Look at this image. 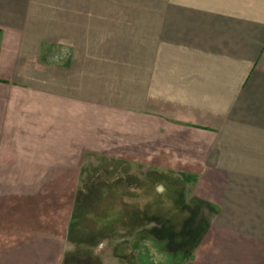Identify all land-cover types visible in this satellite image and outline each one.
I'll use <instances>...</instances> for the list:
<instances>
[{"label":"crops","instance_id":"1","mask_svg":"<svg viewBox=\"0 0 264 264\" xmlns=\"http://www.w3.org/2000/svg\"><path fill=\"white\" fill-rule=\"evenodd\" d=\"M132 85L211 213L184 264H264V0H0V264H96L41 186Z\"/></svg>","mask_w":264,"mask_h":264},{"label":"rangeland","instance_id":"2","mask_svg":"<svg viewBox=\"0 0 264 264\" xmlns=\"http://www.w3.org/2000/svg\"><path fill=\"white\" fill-rule=\"evenodd\" d=\"M43 55L56 63L69 52ZM133 86L125 99L108 101L116 114L104 133L100 117L94 116L98 132L93 135L104 134L103 141L87 145L63 136V145L75 146L61 153L68 164H62V178L41 186L61 193L46 197V228L63 230L81 249L87 246L84 257L92 246L99 249L94 250L96 264H184L188 254L183 249L203 230L200 218L211 213L195 198L193 182L184 178L180 152L172 157L166 147L163 114L152 118L142 104L137 106ZM106 102L96 103L101 109Z\"/></svg>","mask_w":264,"mask_h":264},{"label":"trees","instance_id":"3","mask_svg":"<svg viewBox=\"0 0 264 264\" xmlns=\"http://www.w3.org/2000/svg\"><path fill=\"white\" fill-rule=\"evenodd\" d=\"M140 254H142L141 252H140ZM175 255V254H174ZM170 258H172V257H170Z\"/></svg>","mask_w":264,"mask_h":264}]
</instances>
